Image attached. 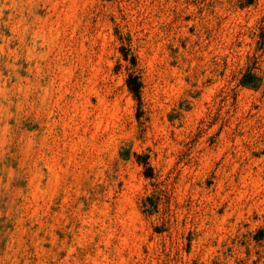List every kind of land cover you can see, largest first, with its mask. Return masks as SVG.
Segmentation results:
<instances>
[{"label":"rangeland","instance_id":"rangeland-1","mask_svg":"<svg viewBox=\"0 0 264 264\" xmlns=\"http://www.w3.org/2000/svg\"><path fill=\"white\" fill-rule=\"evenodd\" d=\"M0 264H264V0H0Z\"/></svg>","mask_w":264,"mask_h":264},{"label":"trees","instance_id":"trees-1","mask_svg":"<svg viewBox=\"0 0 264 264\" xmlns=\"http://www.w3.org/2000/svg\"><path fill=\"white\" fill-rule=\"evenodd\" d=\"M126 85H127V89L136 96L138 90V84L131 86L130 79H127Z\"/></svg>","mask_w":264,"mask_h":264}]
</instances>
